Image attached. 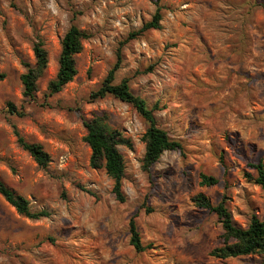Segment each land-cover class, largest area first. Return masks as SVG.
Returning a JSON list of instances; mask_svg holds the SVG:
<instances>
[{
  "label": "rangeland",
  "instance_id": "1",
  "mask_svg": "<svg viewBox=\"0 0 264 264\" xmlns=\"http://www.w3.org/2000/svg\"><path fill=\"white\" fill-rule=\"evenodd\" d=\"M264 0H0V178L48 218L21 216L0 195V264H222L210 252L223 229L216 214L195 206L204 192L224 201L236 225L253 214L264 220V190L248 178L264 161ZM162 7L159 30L122 46L115 83L131 79L158 125L182 148L143 168L147 123L113 96L93 100L117 62L120 43ZM72 25L91 35L77 56L78 74L53 96L61 43ZM41 39L48 66L35 99L23 95L26 63L35 64ZM152 67V70L145 72ZM24 117L7 114V103ZM102 118L132 143L119 146L125 161L126 202L115 200L113 181L90 166L84 120ZM44 146L41 168L17 142ZM219 183L200 187V173ZM96 193L97 198L80 190ZM147 203L144 207V203ZM147 208L150 211H147ZM144 244L130 243L129 221ZM231 264H262L258 255Z\"/></svg>",
  "mask_w": 264,
  "mask_h": 264
},
{
  "label": "trees",
  "instance_id": "2",
  "mask_svg": "<svg viewBox=\"0 0 264 264\" xmlns=\"http://www.w3.org/2000/svg\"><path fill=\"white\" fill-rule=\"evenodd\" d=\"M264 7V5H261ZM163 20L162 7H159L152 19L145 23L138 31L131 32L128 37L120 43L117 51V62L109 71L101 86L91 94V99L98 100L107 96L131 105L139 116L147 123L148 128L143 136L146 150L143 158V168L149 171L150 168L160 159L164 152L182 148L180 142L171 139L168 132L158 125L155 112L160 110L159 104L150 108L145 99L135 95L130 86L131 79L124 78L119 84L115 83L116 73L122 62V46L130 41L139 38L151 30H159ZM91 35L80 30L76 25H72L66 32L61 46L59 57V70L55 79L48 85V96H53L61 92L66 85L74 80L78 74L77 56L83 51V41L90 38ZM35 64L26 63V72L22 75L23 95L27 100L35 99L38 90V81L43 76L49 62L48 52L41 39H38L33 46ZM152 70V67L145 72ZM6 79V74L0 71V82ZM7 114L24 117V106L18 107L13 102L7 103ZM87 134L85 142L91 149L90 166L93 169H104L107 175L113 181L112 193L115 200L123 204L126 202V195L123 190V180L125 177V161L119 146L132 148V143L125 138L123 134L111 128L104 119L95 117L91 120H84ZM17 142L21 148L27 151L34 161L41 168H46L51 162L50 155L46 152L44 146L37 142H28L18 131H15ZM255 170V175L248 174V178L261 186L264 190V161L259 160L250 165ZM200 187L208 188L219 183L218 179L200 173ZM81 191L97 198L96 193L79 185ZM0 195L15 208L18 214L32 220H41L48 218L50 212L47 210L33 211L29 200L19 194L12 187L7 185L0 178ZM195 206L205 209L217 215L219 223L222 226L221 243L215 247L210 256L219 260L222 264H231L230 259L240 258L250 255H258L264 264V220L257 214H253L246 228L236 225L232 214L224 201L214 204L204 193L199 192L193 199ZM146 202L143 204L146 206ZM147 211H150L147 208ZM137 215H133L129 221L130 243L138 253H144L149 250H155L153 243L144 244L136 223Z\"/></svg>",
  "mask_w": 264,
  "mask_h": 264
}]
</instances>
